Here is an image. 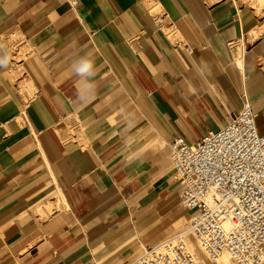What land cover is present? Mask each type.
I'll use <instances>...</instances> for the list:
<instances>
[{"label": "crops", "instance_id": "crops-1", "mask_svg": "<svg viewBox=\"0 0 264 264\" xmlns=\"http://www.w3.org/2000/svg\"><path fill=\"white\" fill-rule=\"evenodd\" d=\"M263 31L234 0H0V264H131L186 232L170 143L245 98L264 135Z\"/></svg>", "mask_w": 264, "mask_h": 264}, {"label": "built area", "instance_id": "built-area-1", "mask_svg": "<svg viewBox=\"0 0 264 264\" xmlns=\"http://www.w3.org/2000/svg\"><path fill=\"white\" fill-rule=\"evenodd\" d=\"M245 98L239 113L218 132L193 144L170 143L171 166L189 229L146 250L131 264H204L188 237L214 264H264V135Z\"/></svg>", "mask_w": 264, "mask_h": 264}, {"label": "clouds", "instance_id": "clouds-1", "mask_svg": "<svg viewBox=\"0 0 264 264\" xmlns=\"http://www.w3.org/2000/svg\"><path fill=\"white\" fill-rule=\"evenodd\" d=\"M3 49V45H0ZM10 57L7 52L0 53V68H6L9 64ZM73 74L78 77L77 80V98L87 103L89 98L94 96L96 85L94 77L97 75V68L91 54L80 56L73 60L71 64Z\"/></svg>", "mask_w": 264, "mask_h": 264}, {"label": "rangeland", "instance_id": "rangeland-1", "mask_svg": "<svg viewBox=\"0 0 264 264\" xmlns=\"http://www.w3.org/2000/svg\"><path fill=\"white\" fill-rule=\"evenodd\" d=\"M211 2L218 1V0H210ZM238 6V8H247L252 10L254 14L260 18L264 19V0H234ZM155 10V7H154ZM154 12V11H153ZM154 13H157L156 10ZM264 35V31L260 33V35ZM14 48H9V52L12 54ZM17 60V59H16ZM29 94L31 93L30 89H25ZM192 250L196 254V257L203 263L207 262L204 253L199 249L197 244L194 246L191 245Z\"/></svg>", "mask_w": 264, "mask_h": 264}, {"label": "bare ground", "instance_id": "bare-ground-1", "mask_svg": "<svg viewBox=\"0 0 264 264\" xmlns=\"http://www.w3.org/2000/svg\"><path fill=\"white\" fill-rule=\"evenodd\" d=\"M150 9H151V7H150ZM156 9V8H155ZM153 11H154V7H153V9H152ZM153 11H151L152 13H153ZM157 11V10H156ZM155 12V11H154Z\"/></svg>", "mask_w": 264, "mask_h": 264}]
</instances>
